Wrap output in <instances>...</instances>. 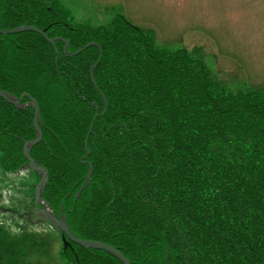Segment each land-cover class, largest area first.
Masks as SVG:
<instances>
[{
    "label": "trees",
    "instance_id": "trees-1",
    "mask_svg": "<svg viewBox=\"0 0 264 264\" xmlns=\"http://www.w3.org/2000/svg\"><path fill=\"white\" fill-rule=\"evenodd\" d=\"M24 24L69 41L68 51L98 44L68 57L65 40L0 34V88L43 106L51 135L31 155L49 171L43 197L72 233L132 264H264V91L228 88L201 58L161 47L121 14L91 26L56 0H0V29ZM5 109L0 97V168L18 172L33 114ZM60 257L123 264L76 243Z\"/></svg>",
    "mask_w": 264,
    "mask_h": 264
},
{
    "label": "rangeland",
    "instance_id": "rangeland-1",
    "mask_svg": "<svg viewBox=\"0 0 264 264\" xmlns=\"http://www.w3.org/2000/svg\"><path fill=\"white\" fill-rule=\"evenodd\" d=\"M56 1L74 23L106 25L121 14L153 32L161 47L184 48L201 58L228 88L264 91V0ZM1 177L2 205L32 212L36 218L23 225L13 213L0 214V264H67L60 257V233L29 211L36 173L28 167L18 172L0 168Z\"/></svg>",
    "mask_w": 264,
    "mask_h": 264
},
{
    "label": "water",
    "instance_id": "water-1",
    "mask_svg": "<svg viewBox=\"0 0 264 264\" xmlns=\"http://www.w3.org/2000/svg\"><path fill=\"white\" fill-rule=\"evenodd\" d=\"M26 31H33V32H36V33L43 35L53 45H54L55 41L57 40V39L48 38L46 36L44 29H40L37 26L27 25V24L20 25L18 27L13 28V29H7V30L0 29V34H3L6 36L8 34H15V33L26 32ZM93 44L98 46V44H96V43H88L83 48H80L78 51L73 53V55L80 53L85 48L92 46ZM65 51L67 52V46L65 47ZM100 53L102 56V50H100ZM100 59H101V57H100ZM91 78H92L93 82H95L93 69L91 70ZM0 96H2L3 98H5L7 101H9L11 103H14L15 105H17L22 98V97L16 98L13 94L8 93L6 91H2V90H0ZM102 97L105 101V106L107 109L108 102L106 100V97L104 94H102ZM96 109H97V107H96ZM106 109H105V111H103V113L106 112ZM97 116H98V114H96L95 118ZM39 117H40V110H39V107L36 106V117H35L34 125H35L37 132H38V135L34 140L29 141V142L25 143V145H24V156H25V158L30 163V166L36 172H38L40 174V178H41L39 183L36 185L35 192H34V199H35L36 208L39 211H41L44 214L45 218L50 223H52L55 226V228L61 233L65 249L67 248V246H71L72 242H74V243H77L80 246L84 247L85 249L105 250V251L111 253L112 255H114L115 257H117L123 264H131L130 260L120 250L116 249L115 247L111 246L110 244L104 243V242H101L98 240L83 239V238H79V237L75 236L71 232L70 226H69L67 219H66V215H64L62 218H58L54 214L52 209L50 208V204L48 203V201L44 200V198L42 197V192L46 189L47 183L49 181V172H48L47 168L42 167L34 158H32V156L30 154L32 147L35 146L36 144H38L42 139V132L40 130L39 121H38ZM87 144H88V138L86 139V147H87ZM89 153L90 152L88 150L87 154H89ZM92 174H93V165L91 163H89V171H88L87 176H86V182L83 184V186L77 192L76 198H78L80 196L81 191L91 181ZM77 260L79 261L78 257H77Z\"/></svg>",
    "mask_w": 264,
    "mask_h": 264
},
{
    "label": "flooded vegetation",
    "instance_id": "flooded-vegetation-1",
    "mask_svg": "<svg viewBox=\"0 0 264 264\" xmlns=\"http://www.w3.org/2000/svg\"><path fill=\"white\" fill-rule=\"evenodd\" d=\"M68 48H69V44H68ZM69 53H73L74 51L72 50H69L68 51ZM60 53V52H59ZM61 55V53H60ZM64 55L68 56V57H71L70 55H68L67 53L64 52ZM0 90H3V91H6V92H9L13 95H15L16 97L18 98H21L20 102L15 105L14 103H11L7 100H5L4 98V101H5V104H6V109L4 110V115L7 117L8 115V110L10 108H14V109H17L19 113H22V114H25L29 117H31V114H33L32 116V123H33V126H34V121H35V117H36V106L39 107V110H40V117L38 119L39 121V127H40V130L42 132V139H47L49 138V136L51 135V132H50V127L47 128L45 126L46 124V119H44L43 117V106L42 104L35 98L33 97V95L31 93H29L28 91H23L20 95H17L15 94L13 91H10L8 88H4V87H1ZM97 111V110H96ZM99 113V109L97 111ZM4 116V117H5ZM5 117V118H6ZM35 128V127H34ZM37 136V130L35 129V137ZM34 137V138H35ZM33 149V148H32ZM24 166V165H23ZM36 177H37V180H35L33 183H31L30 186H35L39 180H40V175L36 174ZM3 180V179H2ZM5 195H3L1 192H0V214L1 213H13L15 214V217H17L18 219H21L23 220V225L24 223L26 222L27 219H31V221L35 220V214L32 213V212H21L20 213H15L16 211V208H13V207H4L1 203V199L4 197ZM28 204L30 205V209L29 211H34L35 213H38V215H40L41 217H43L42 215V212L39 211L35 205H34V201H32L30 199V201H28ZM6 209H11L10 211H6ZM60 216V215H58ZM41 217H40V221H41ZM26 225V224H25Z\"/></svg>",
    "mask_w": 264,
    "mask_h": 264
},
{
    "label": "crops",
    "instance_id": "crops-1",
    "mask_svg": "<svg viewBox=\"0 0 264 264\" xmlns=\"http://www.w3.org/2000/svg\"><path fill=\"white\" fill-rule=\"evenodd\" d=\"M221 66V65H220Z\"/></svg>",
    "mask_w": 264,
    "mask_h": 264
}]
</instances>
